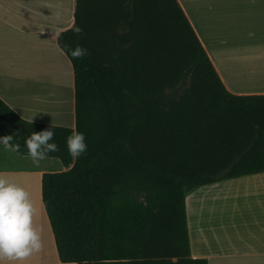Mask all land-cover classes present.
<instances>
[{"label":"trees","instance_id":"1","mask_svg":"<svg viewBox=\"0 0 264 264\" xmlns=\"http://www.w3.org/2000/svg\"><path fill=\"white\" fill-rule=\"evenodd\" d=\"M46 35L72 64L88 145L74 159L73 129L54 125L46 158L72 167L43 175L42 204L61 263L208 264L191 257L186 199L264 173V95L227 91L177 0H76L73 26ZM48 126L0 98L17 154Z\"/></svg>","mask_w":264,"mask_h":264},{"label":"crops","instance_id":"2","mask_svg":"<svg viewBox=\"0 0 264 264\" xmlns=\"http://www.w3.org/2000/svg\"><path fill=\"white\" fill-rule=\"evenodd\" d=\"M177 1L227 91L264 95V0ZM75 2L0 0V98L25 120L75 128L73 67L57 39L46 35L73 26ZM54 90L71 93L70 114H48L41 100ZM70 168L46 157L34 164L30 156L0 145V174L25 187L36 205L40 264L59 259L42 204V177ZM186 210L192 258L264 264V173L203 186L187 197Z\"/></svg>","mask_w":264,"mask_h":264},{"label":"clouds","instance_id":"3","mask_svg":"<svg viewBox=\"0 0 264 264\" xmlns=\"http://www.w3.org/2000/svg\"><path fill=\"white\" fill-rule=\"evenodd\" d=\"M76 31H80L79 28ZM87 49L77 46L68 52L72 57H82ZM54 125L32 132L25 138L27 155L34 164L47 156L49 152L58 150L53 139ZM12 134L0 136V145L19 150V144H12ZM69 154L75 159L87 151L86 135L73 129L66 137ZM37 208L29 191L21 184L0 174V258L24 260L43 248L40 230L34 224Z\"/></svg>","mask_w":264,"mask_h":264},{"label":"rangeland","instance_id":"4","mask_svg":"<svg viewBox=\"0 0 264 264\" xmlns=\"http://www.w3.org/2000/svg\"><path fill=\"white\" fill-rule=\"evenodd\" d=\"M42 102H47L48 109L52 112H48L50 116L53 117H61L62 115H59L61 112H64L65 114H70V108H71V93L69 91L65 92H58L57 90L53 91V95L49 97L47 100H41ZM55 110V111H54ZM59 115V116H58ZM55 252L58 256L57 249L55 247ZM59 258V256H58ZM2 259V258H1ZM5 264H11L10 259H2ZM58 264L60 263V260L57 259ZM47 264V263H46ZM50 264H53L52 261H50Z\"/></svg>","mask_w":264,"mask_h":264},{"label":"bare ground","instance_id":"5","mask_svg":"<svg viewBox=\"0 0 264 264\" xmlns=\"http://www.w3.org/2000/svg\"><path fill=\"white\" fill-rule=\"evenodd\" d=\"M39 220V219H38ZM37 220V221H38ZM34 224L36 225V221L34 222ZM38 225H40L39 224V222H38ZM41 226V225H40ZM43 231V230H42ZM43 233V232H42ZM45 236H43V238H44ZM46 239V238H45ZM44 240V239H43ZM50 247V246H49ZM44 250V249H43ZM51 250V249H50ZM45 251V250H44ZM50 252V251H49ZM52 252V251H51ZM38 254L39 253H34L32 256H30V257H28V258H26V259H24V260H10L11 261V264H40V258L38 257ZM52 255V254H51ZM53 256V255H52ZM44 257V256H43ZM48 257H50L49 255H48ZM52 258H54V256L52 257ZM3 259V258H2ZM44 259H46V258H44ZM44 259H42V261H45ZM48 259V258H47ZM49 260V259H48ZM47 261V260H46ZM48 262V261H47ZM45 263V262H44ZM44 263H42V264H44Z\"/></svg>","mask_w":264,"mask_h":264}]
</instances>
